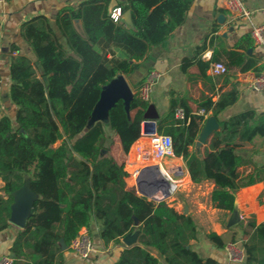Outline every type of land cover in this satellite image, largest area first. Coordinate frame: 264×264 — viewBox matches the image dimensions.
Wrapping results in <instances>:
<instances>
[{
  "label": "trees",
  "instance_id": "trees-1",
  "mask_svg": "<svg viewBox=\"0 0 264 264\" xmlns=\"http://www.w3.org/2000/svg\"><path fill=\"white\" fill-rule=\"evenodd\" d=\"M194 0H86L63 6L57 16L59 33L45 15L25 21L21 36L35 59L10 53L9 98L15 105L14 116L0 117V230L7 228L14 203L13 193L29 177L32 191L40 197L33 202L25 226L10 246L12 264H64L66 251L83 227L90 231L100 221V237L105 245L121 244L129 233L139 230L138 242L124 247L109 264H221L202 258L192 244L198 241L193 215L178 212L166 201L155 202L127 185L129 173L110 155H103L106 132L101 122L87 126L103 88L119 74L130 78L151 50L167 41L185 22ZM122 15L116 19L114 10ZM130 11L132 25L124 19ZM75 20L81 21L80 32ZM66 44L64 43V40ZM211 47L212 56L203 59ZM250 33L242 34L227 46L221 35H212L185 58L181 70L192 66L209 90L219 93L217 78L207 74L212 63L226 70L260 73L259 57ZM226 75V81L230 77ZM45 78L47 80H45ZM137 89L129 110L119 101L109 112L125 154L142 135L144 113L151 100H144ZM239 97L237 88L219 94L218 100L203 94L194 109L184 94L172 93L167 111L157 119V132L173 140V153L185 161L195 184L212 182L213 205L231 212L235 206L234 189L252 185L264 171H243L245 160L235 152V141L250 139L256 128H264V113L244 110L220 121L211 145L202 154L191 151L202 130L204 115L219 117ZM2 104L0 97V112ZM23 130V131H22ZM214 141L222 143L215 147ZM138 219V225L135 219ZM246 264H264V224L242 220ZM91 233V232H90ZM238 231L232 228L229 239L215 232L207 234L217 248L235 242Z\"/></svg>",
  "mask_w": 264,
  "mask_h": 264
},
{
  "label": "crops",
  "instance_id": "crops-1",
  "mask_svg": "<svg viewBox=\"0 0 264 264\" xmlns=\"http://www.w3.org/2000/svg\"><path fill=\"white\" fill-rule=\"evenodd\" d=\"M86 0H7L0 3V76L2 79L1 97V112L0 117L4 115L14 116L16 107L9 98L11 80L9 76L10 69V51L12 55H27L32 60L35 55L32 49L21 36L20 28L22 24L38 15H45L49 18L51 24L59 33L56 25V16L59 10L67 4H78ZM125 0H116L124 2ZM246 7L253 11L251 21L234 20L224 8L226 0H194L193 5L187 15L185 22L175 31L167 41L155 46L148 58L143 61L131 75L130 78L123 74H119L117 78H123L131 88L132 94L135 95L136 88L134 87L139 81L143 80L151 71H157L160 75L153 86L150 96L151 104L155 105L157 113L164 114L169 105L170 95L184 94L190 105L196 109L197 102L203 94L212 96L216 101L219 94L229 91L234 87L239 91L237 101L227 107L219 117L208 113L204 117L201 133L195 141V144L190 147L191 151H196L202 154L205 147L211 145L212 135L220 130V121L242 112L244 110H254L257 114L264 113V90L254 91L238 81L237 73L239 69L231 68L226 73L230 79L226 81V75L213 76L210 70L207 74L217 78L218 84L216 88L219 93H213L209 90L210 83L205 84L204 80L199 77L200 70L195 65L192 66L187 73L181 70L182 62L185 58H192L195 55V49L205 39H209L212 35H221L227 46H232L238 38L244 33H250L252 25L262 23L263 16L260 10L264 7V0H242ZM223 15L224 19L220 20ZM77 29L81 32V21L75 23ZM227 33V36H224ZM64 40V39H63ZM64 43L66 44L65 40ZM213 49L209 47L203 54V59L209 60L212 56ZM260 59L261 49L255 47L252 50ZM104 110H97L92 115L83 132L84 134L91 126L97 122H101L106 132V146L108 150H104L103 155H110L113 159L124 166L125 170L132 173L136 169H145L144 165L138 162L134 155L136 142L132 145L129 153L125 154L122 150L118 136L111 130L108 113ZM211 119L217 121V126L210 131L205 137L201 138L206 125ZM145 119H143V122ZM142 122V133H143ZM157 124V121H156ZM148 125V124H147ZM151 126H147L150 128ZM214 146L217 148L222 143L214 141ZM235 152L244 160L242 167L243 171L252 172L257 166L264 165V128H256L253 136L246 140H236L232 145ZM174 166H182V173L175 175L170 168L165 167L164 161L162 169L158 174L162 177H167L171 174L172 178L180 181L179 190L172 197L168 198V202L178 212L183 214H191L196 220L198 241L192 244V248L202 258H214L221 264H246L243 248L242 232L238 228V224L242 220H255L257 224H264V171L256 176V182L252 185L237 188L233 190L235 195V206L231 212L221 211L217 209L211 201V193L215 189L212 182L195 184L190 179L185 161L181 157H173ZM146 168H156L149 166ZM168 171V172H167ZM128 175V176H129ZM127 185L137 191L135 180H128ZM4 181L0 178V195H4L2 187ZM24 194L31 199H38L40 196L34 193L29 186V177L25 176V186L23 187ZM138 192V191H137ZM15 197V193L13 194ZM148 198V197H147ZM149 199V198H148ZM10 225L0 230V259L5 255H10V246L21 227L10 222ZM232 228L238 231L235 242H227L225 248H217L208 238L207 234L215 232L218 235L226 236L229 239V234ZM102 229L100 221H93L91 225V236L94 239V250L88 258H80L73 253L69 246H65L66 260L64 264H109L117 259L120 251L124 247L132 246L138 242L137 231L132 233V243L128 245L122 239L121 244L114 242L105 245L100 237ZM89 230V229H88ZM234 243L235 248L242 251L243 256L237 260H230L228 257V246Z\"/></svg>",
  "mask_w": 264,
  "mask_h": 264
},
{
  "label": "built area",
  "instance_id": "built-area-1",
  "mask_svg": "<svg viewBox=\"0 0 264 264\" xmlns=\"http://www.w3.org/2000/svg\"><path fill=\"white\" fill-rule=\"evenodd\" d=\"M7 0H0V3ZM224 8L228 15L236 20L251 21V15L253 11L245 6L242 0H226ZM263 21L258 25H252L250 28V35L254 40L256 47L261 49V55L258 64L263 66V69L260 73H257L253 70L247 72H236L239 82H242L247 89L260 91L264 90V7L260 10ZM122 15L121 9L117 8L114 10V16L118 19ZM0 45V53H1ZM210 73L213 76H221L229 72L226 70L225 66L221 63H212L210 68ZM159 73L157 71H151L146 76L144 84L138 89L140 96L144 100H150V96L153 90V86L157 79L159 78ZM2 89V79L0 76V91ZM199 114L206 116L205 111L199 110ZM134 155L137 158L138 162L143 164L146 167L155 166L159 167V170L162 169L164 161L168 157H174L173 153V140L171 136L159 134L157 130L155 132H146L142 133L141 137L137 140L136 146L134 148ZM182 158V157H181ZM142 169H136L128 176V180H135L137 187V179L140 176ZM168 172V171H167ZM165 177L171 183L170 186V197H172L179 190L181 184L180 181H177L172 178L171 174L168 173ZM138 191V189H137ZM139 194H141L138 191ZM142 195V194H141ZM150 200L151 198L148 197ZM167 198V199H168ZM234 243H231L228 246V257L230 260H237L239 257L243 256L242 251L235 248ZM94 239L92 238L87 227H83L78 236L72 241L69 249L75 253L80 258H88L92 251L94 250ZM13 257L10 255H5L0 259V264H12Z\"/></svg>",
  "mask_w": 264,
  "mask_h": 264
},
{
  "label": "water",
  "instance_id": "water-1",
  "mask_svg": "<svg viewBox=\"0 0 264 264\" xmlns=\"http://www.w3.org/2000/svg\"><path fill=\"white\" fill-rule=\"evenodd\" d=\"M124 19L129 25H132L131 13L127 11L124 14ZM224 19V16H220V20ZM79 20H75V23H78ZM224 36H227V33H224ZM248 53H252V49L248 50ZM45 80H47L45 78ZM134 95L132 94L131 88L128 83L123 78H115L111 83L103 88L101 93V97L93 111V114L96 113L97 110H104L103 112L108 113L109 110L115 106L119 101H123L127 110H129L130 102L133 99ZM92 114V115H93ZM109 116V115H108ZM92 117V116H91ZM159 118V114L155 108L154 104H150L147 110L144 113L143 122V133L146 132H155L157 130L156 121ZM148 124V125H147ZM151 126L147 128V126ZM217 126V121L215 119H211L209 123L206 125L205 130L203 131L201 138H205L214 127ZM23 131V130H22ZM168 165V168L174 172L175 175L182 173V166H174V160H167L165 162ZM159 167L156 168H145L142 170L140 176L137 179V189L138 191L146 196L150 197L151 200L155 202L165 201L170 196V186L171 183L166 178L162 177L160 174ZM24 185L15 191L14 203L11 206V214H10V222L13 224L23 228L25 226L27 218L30 216L32 211L33 202L29 197H27L23 192ZM30 186V180H29ZM31 188V187H30ZM32 190V189H31ZM13 193V194H14ZM14 196V195H13ZM186 215V214H185ZM135 224L138 225V219H135ZM140 234L139 230H135ZM133 233V232H132ZM132 233L127 234L124 237V242L128 245L132 243ZM139 236V235H138ZM62 246L65 245L62 243ZM14 258V255L12 254Z\"/></svg>",
  "mask_w": 264,
  "mask_h": 264
},
{
  "label": "rangeland",
  "instance_id": "rangeland-1",
  "mask_svg": "<svg viewBox=\"0 0 264 264\" xmlns=\"http://www.w3.org/2000/svg\"><path fill=\"white\" fill-rule=\"evenodd\" d=\"M171 159H173V157H168L166 160H171ZM165 167H168V165L165 163ZM168 199H166V201H167Z\"/></svg>",
  "mask_w": 264,
  "mask_h": 264
}]
</instances>
